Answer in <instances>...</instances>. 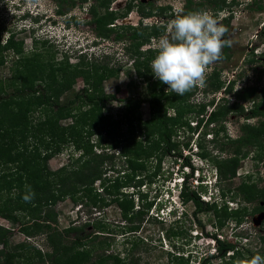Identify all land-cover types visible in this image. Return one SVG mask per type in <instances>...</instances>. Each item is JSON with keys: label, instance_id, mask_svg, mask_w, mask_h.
<instances>
[{"label": "rangeland", "instance_id": "374dc122", "mask_svg": "<svg viewBox=\"0 0 264 264\" xmlns=\"http://www.w3.org/2000/svg\"><path fill=\"white\" fill-rule=\"evenodd\" d=\"M69 1L65 0V4ZM129 1L112 0L107 8L97 0H74V5L67 10L68 15L72 14V17L68 20L58 17L52 22L45 17L41 19L31 15L26 20L17 18L21 11L27 9L33 12H38L39 9L47 10L49 5L45 3L46 0H0V91L8 96L14 87L22 83L42 86L51 82L52 86L65 87L59 93L58 100L59 103H66L78 90L87 87L82 77L75 78L79 68L86 71L83 75L93 80L94 75H97L101 68L106 67L109 72L102 81L101 91L114 95L112 101L103 107L104 114L112 116L110 119L120 118L119 114L123 112L125 105L122 99L128 96L140 95L142 98H148L152 94L161 95L164 101H169L168 105L173 107L169 109V113L180 111L182 116L181 121L184 125L173 126L174 144L178 148L180 146L181 153L186 156L185 160L194 168L193 175L188 178L187 186L194 189L203 180L206 192L202 193L201 198L215 200L218 205L194 215V204L182 203L177 196L178 182L184 174H189L190 168L181 166L180 161L173 154L164 155L161 160L141 157L145 166L141 174H148L152 181L150 185L135 186L137 177L124 175L128 173L125 170L128 155L118 148L110 151L115 153V157L105 160L102 165V170L112 166L110 171L106 169V173L109 172L108 177L111 178V182L113 180V184L118 177V184L109 186L110 193H106L103 187L96 183L94 191H98L99 195L96 193L95 195L91 190L89 197L87 196L89 202L94 196L101 200V207L82 205L73 202L69 197H64L53 206L57 213V229L63 230L70 225L81 226L84 223L89 224L85 232L101 229L115 239L108 248L109 251L121 253L122 256L128 253L126 262L133 256L138 260V264H201L199 258H206L216 249V243L213 241L215 235L223 241L235 243L242 255L239 254L235 258H212L209 264H250L249 255L264 256V243L261 239V236L264 237V211H253L256 204H264V151L249 147L247 155L239 163L235 177L230 180H219L214 161L221 160L229 154L231 146L228 144V138L234 139L241 135L242 123L252 125L257 122L256 117H249L252 100L236 99L234 92H242L246 87L257 86L259 90L257 99L262 94L260 89L264 87V0H225V2L221 0L220 3H223L221 11L214 10V4L206 0H193L194 3H203L196 12L206 11L213 14L227 28L225 39H230L232 44L227 50L223 48V53L229 54V57L224 58L222 55L219 61L210 66L208 74L212 69H218L224 87L227 86L229 90L227 92L222 88L217 92L205 91V83L204 87H198L182 96L167 92L168 86L154 77L150 64L157 54L154 51V43L165 34L171 20L177 14L185 12V8L182 7L185 0H131L133 4L142 2L140 8L145 12L152 9V15L143 17L139 9L134 7L124 20L116 22L115 18L113 24H107V27L111 28L108 38L98 37L99 41L92 43V37L96 34L94 24H87V18L91 17L90 12H86L90 4L95 2V12L107 16L109 21L108 10L120 13ZM115 24L116 26L112 27ZM120 24H139L138 26H142L139 28L145 33H157L158 36L151 37L146 44L137 49L136 43L130 44L128 39L134 29ZM152 25L157 27H151ZM121 31L125 34L124 38L115 39L116 32ZM9 38L12 40L13 54L5 48ZM126 44L129 46L128 49L125 47ZM149 48L152 51L147 52ZM79 58L80 64L75 68ZM66 59L71 64L67 72L57 73V78L52 81V75L51 78L49 76L52 74L51 67H64ZM19 72H22V76ZM230 81L234 83L231 85ZM212 100L213 104H210ZM234 100L241 109L237 106V110L231 109L226 118L217 124L207 121L208 112L215 104L231 106ZM19 105L20 103H17L16 107ZM140 112L143 119L149 118L147 103L141 104ZM40 114V107L34 105L29 108L32 122H35ZM61 122L69 123L70 119ZM112 130V134L119 139L123 138V134L128 138L131 133L127 126H120L118 122L113 124ZM104 145H108L107 140ZM222 146L224 149H221ZM68 154L70 150L66 148L52 157L48 162L49 167L54 170L69 163ZM2 172L3 167L0 166V174ZM243 180L250 183L252 199L248 203L243 201L242 193L238 192L237 186ZM121 186L128 187H123L121 192H128L138 197L146 195L143 200L153 201V204H156V206L152 205L147 213L143 212L142 221L139 222L135 215L131 217V214L127 215L129 219L131 218L130 221L128 217L123 218L116 202L109 204L108 201L105 202L120 192ZM2 191L4 194L7 192L6 188H2ZM254 191H258L256 195L253 194ZM132 200H134L132 209L137 210L140 198L139 200L132 198ZM174 207L176 214L172 217L168 210ZM156 209L162 210L157 212ZM0 224L13 228L10 238L12 243L29 239L18 230V225L2 217ZM137 224L139 227L136 232L121 233L126 231L123 227ZM73 237L74 235L71 234L66 242L69 243ZM126 237L128 240H125ZM99 239L97 238L91 245L89 240L84 241L85 245L80 247L89 250L95 245L94 249L91 247L85 264H90L95 260L96 253L102 252L96 244ZM131 240L136 241L137 244L129 253L127 248L130 247ZM31 242L43 251L48 250L43 235L32 237ZM231 254L232 252L226 253V256L229 257ZM178 255L182 258L180 259Z\"/></svg>", "mask_w": 264, "mask_h": 264}, {"label": "trees", "instance_id": "16d2710c", "mask_svg": "<svg viewBox=\"0 0 264 264\" xmlns=\"http://www.w3.org/2000/svg\"><path fill=\"white\" fill-rule=\"evenodd\" d=\"M97 1L107 8L112 2V0ZM206 1L210 4L213 3L216 11L223 9L221 0ZM57 2L59 13H65L74 5V0H70L67 4H65V0H57ZM141 5L142 2L133 4L130 0L120 13L108 10L110 17L108 21L107 16L98 15L95 12V2L90 4L88 9L95 33L100 37L108 38L111 28H108L107 24H113L115 18L126 17L134 7L139 9L143 17L151 16L152 9L145 12L141 10ZM202 5V2L194 3L193 0H185V12L183 14L196 12ZM138 25H120L134 29L129 34L128 39L130 44L136 43L137 49L146 44L151 37L158 36L157 33H145L142 28H139L142 26ZM161 26L162 24H160ZM151 27L157 26L152 25ZM124 35L123 31L116 32L115 39H123ZM11 41V38L6 41L5 48L12 51L13 54L14 48ZM125 47L128 49L129 46L126 44ZM224 48L227 50L229 46ZM146 51L152 50L149 48ZM222 55L224 58L229 57V54L225 52ZM80 58L75 64V68L80 64ZM82 60L84 61L83 56ZM70 65L66 59L64 67H51L52 74L49 76L51 78L52 75V81L57 78V73L67 72ZM49 66L52 65L49 64ZM76 72L78 74L75 75V78L82 77L87 87L78 90L66 103H59L58 100L59 93L65 87L52 86L51 82L42 86L22 83L14 87L8 96L0 91V166L3 167V172L0 174V217L18 225V230L29 238L12 243L10 238L13 228L0 224V264H14L16 262L22 264H85L88 261L90 250L94 249L95 245L91 246L92 248L90 247L89 250L80 247L84 246V241L87 240L90 241L89 245L94 244L97 238H100L96 241L97 248L102 252H97L95 260L90 264H138V260H135L133 256L126 262L128 253L122 256L121 253L108 250L112 242H115L109 233L101 229L85 232L86 226L89 225L87 223L81 226L70 225L63 230H58L56 226L57 213L53 209V206L64 197H69L75 203L100 208L101 200L94 196L89 202L87 196L89 197L91 190L94 194H98V191H94L96 190V183L103 187L106 193H110L108 192L109 186L118 184V177L113 184V180L111 182V178L108 177L109 172L106 173V169L110 171L112 166L102 170L103 162L114 158L115 153L113 151L118 148L128 155V164L125 168L128 173H124V175H130L131 178L137 177L135 178L138 179L137 184H134L135 186L150 185L152 181L148 174H141L145 170L144 162L142 163L144 160L141 157L147 156L161 160L164 155L173 154V156L176 155L175 157L180 161L181 166L190 168L189 174L183 173L182 177L183 182L179 195L182 203L192 202L195 207L194 215L218 205L215 200L206 201L201 198L202 193L206 192L203 183L198 184L194 189L187 186L188 178L193 175L194 168L185 160L186 156L181 153L180 146L178 148L174 144L173 126L181 127L184 125L181 121L180 111L169 113V109H173V107L169 106V101H164L161 95L152 94L148 98L135 95L122 99L125 105L118 120L110 119L111 115L104 114L103 107L112 101L114 95L105 94L101 91L102 81L108 75L109 70L106 67L101 68V71L94 75L93 80L83 75L86 71L81 68ZM19 73L21 75L22 72ZM49 80L51 81V79ZM205 83V91L217 92L222 88L227 92L229 90L227 86L224 87V81L220 79L219 70L216 68L207 74ZM229 83L232 85L234 81ZM258 91L257 86H252L244 88L242 92H234L236 99L252 100L249 117H256L257 122L252 125L242 123L240 125L241 135L234 139L228 138V144L231 146L229 154L221 160L214 161L219 180H230L235 177L239 163L247 155L249 147L264 151V87L260 89L262 94L259 99H257ZM144 102L149 106L150 115L148 119H143L140 112L141 104ZM17 103H20L18 107H16ZM209 103L213 104V100ZM217 104L207 115V121L213 124L224 120L228 112L236 106L241 109L236 100L231 106ZM34 105L41 108V114L35 122H32L29 116V108ZM64 119H70V122L62 123L61 121ZM115 122L120 123V126L125 125L131 130L128 138L124 137L123 134V138L119 139L115 134H112ZM187 125L190 127L188 123ZM106 140L108 145H104ZM66 148L70 150V154H68L69 163L52 170L48 165L49 160ZM221 149H224V146ZM111 150L113 151L110 152ZM202 156L204 157V155ZM155 174L153 173V175ZM127 186L119 187L120 192L105 202L108 201V204L116 202L123 218L127 219V215L131 214V217L135 215V218L140 222L143 212L147 213L152 205L156 206V204H153V201L143 200L146 195L138 197V195L134 196L130 193L129 195L128 192H121L123 191L122 188H128ZM237 187L238 192L242 193L243 201L250 202L252 199L250 183L243 180ZM2 188H6L5 194ZM29 192H34L35 195L31 201L26 202L23 197ZM257 192L254 191L253 194L256 195ZM132 198L138 200L140 198L137 210L132 209L134 202ZM253 211H264V204H256ZM138 227L139 224L127 225L123 227L126 228V231H123L125 233H121L136 232ZM71 234L74 237L67 243L66 240ZM38 235L44 236V244L48 250L43 251L32 244L31 238ZM213 237L216 243V253L208 255L206 258H200L201 264H205V262L209 264L212 258H235L239 254L242 255L235 243L223 241L215 235ZM261 239L264 243L263 236ZM125 240L128 238L126 237ZM125 242L127 243V241ZM136 244V241L132 242L131 240L127 251L131 253L130 250ZM228 252H232L229 257L226 256ZM178 256L180 259L182 258L181 255ZM252 258L253 256L249 255V262Z\"/></svg>", "mask_w": 264, "mask_h": 264}, {"label": "clouds", "instance_id": "9594fccd", "mask_svg": "<svg viewBox=\"0 0 264 264\" xmlns=\"http://www.w3.org/2000/svg\"><path fill=\"white\" fill-rule=\"evenodd\" d=\"M45 3L49 5L47 10L39 9L38 12H33L31 9H27L21 11L17 18L26 20L31 16H38L41 19L45 17L48 21L54 22L58 17L63 20L72 17V14L68 15V11L58 12L57 0H46ZM182 7H185V1ZM86 12L89 13V9ZM118 19L116 22L124 20L125 17ZM89 23H91V17L87 18V24L89 25ZM226 33L227 28L221 20L209 12L177 14L167 25L165 34L154 43V51L157 54L150 64L154 77L168 86L167 92L170 91L177 96H182L198 87H204L210 66L222 58L223 48L232 44L230 39H225ZM98 37L100 36L97 34L92 37V43L98 42ZM182 182L181 178L178 182V197ZM201 183L205 184L203 180ZM34 195V192H29L23 198L28 202ZM156 210L158 212L162 209ZM168 212L174 217L176 208H171ZM213 241L215 243L214 237ZM215 253L216 249L209 255ZM250 264H264V256H254L250 260Z\"/></svg>", "mask_w": 264, "mask_h": 264}]
</instances>
